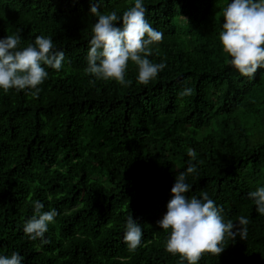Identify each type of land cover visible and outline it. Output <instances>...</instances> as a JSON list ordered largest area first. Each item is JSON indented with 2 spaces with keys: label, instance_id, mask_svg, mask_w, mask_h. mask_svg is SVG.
<instances>
[{
  "label": "trees",
  "instance_id": "16d2710c",
  "mask_svg": "<svg viewBox=\"0 0 264 264\" xmlns=\"http://www.w3.org/2000/svg\"><path fill=\"white\" fill-rule=\"evenodd\" d=\"M134 2L103 0L100 10L122 16ZM227 2L144 0L164 34L149 59L167 66L143 85L129 62L122 86L84 72L90 0H0V38L20 30L26 46L43 34L65 52L37 96L0 89V254L18 251L23 264H179L156 222L177 173L196 163L188 195L206 191L225 220H249L246 239L225 237L224 251L198 264H264V216L248 197L264 185V69L249 79L228 64L218 39ZM36 200L59 212L42 246L23 231ZM130 214L144 233L134 251L123 241Z\"/></svg>",
  "mask_w": 264,
  "mask_h": 264
},
{
  "label": "clouds",
  "instance_id": "9594fccd",
  "mask_svg": "<svg viewBox=\"0 0 264 264\" xmlns=\"http://www.w3.org/2000/svg\"><path fill=\"white\" fill-rule=\"evenodd\" d=\"M103 0H90V13L96 22L88 41L86 75L91 81L113 80L122 86L131 83L126 79L129 62L137 67L136 80L147 85L166 68V62L153 63V45L163 39V32L154 28L146 19L144 0L134 5L122 16L115 10L101 12ZM224 22L218 34L223 51L230 57L228 64L243 77L254 78L258 69H264V0H228L221 10ZM119 21V23H117ZM20 30L0 38V89L24 91L37 96L48 78V68L59 71L65 62V52L57 49L52 36L37 35L33 42L22 46ZM184 87L179 95L191 94ZM188 155L195 160L196 153ZM198 174L196 163H190L177 173L171 188L167 211L156 223L168 231L165 250L179 255V264H198L204 252L218 256L224 251L225 237L246 239L249 220L241 215L236 221L225 220L224 208L209 198L206 191L199 196H189L193 185L187 182L189 175ZM259 215L264 216V185L248 192ZM59 212L55 208L45 210L43 202H33V214L25 220L24 233L39 245L48 243L46 233ZM143 229L130 214L124 223L123 241L130 251L141 246ZM24 258L14 251L11 255L0 254V264H23Z\"/></svg>",
  "mask_w": 264,
  "mask_h": 264
},
{
  "label": "bare ground",
  "instance_id": "6f19581e",
  "mask_svg": "<svg viewBox=\"0 0 264 264\" xmlns=\"http://www.w3.org/2000/svg\"><path fill=\"white\" fill-rule=\"evenodd\" d=\"M147 209V208H146ZM148 218V217H147ZM128 263V262H127Z\"/></svg>",
  "mask_w": 264,
  "mask_h": 264
}]
</instances>
